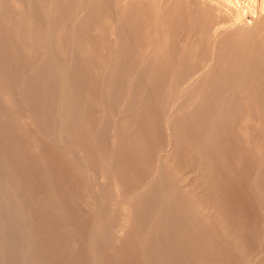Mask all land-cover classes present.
Masks as SVG:
<instances>
[{
    "label": "bare ground",
    "instance_id": "bare-ground-1",
    "mask_svg": "<svg viewBox=\"0 0 264 264\" xmlns=\"http://www.w3.org/2000/svg\"><path fill=\"white\" fill-rule=\"evenodd\" d=\"M20 1L0 0V264H264V0ZM248 161L258 204L230 208Z\"/></svg>",
    "mask_w": 264,
    "mask_h": 264
},
{
    "label": "rangeland",
    "instance_id": "rangeland-1",
    "mask_svg": "<svg viewBox=\"0 0 264 264\" xmlns=\"http://www.w3.org/2000/svg\"><path fill=\"white\" fill-rule=\"evenodd\" d=\"M30 1H31V2H30ZM41 1L44 2V3L41 4ZM41 1L38 0V1H37L38 3H37L36 5H33V6H37V7L39 6L38 9L40 8L41 11H42V13H44V11L46 10V7H47V6H46L47 3H46V0H41ZM65 1H66V0H65ZM67 1H68V0H67ZM67 1H66V2H67ZM73 1H74V2L76 1V3H78V6H77V7H79V6H83V4H82L83 1H82V2H81V0H78V1H77V0H73ZM79 1L81 2V5H79V3H80ZM84 1H85V3H87L86 0H84ZM87 1H88V0H87ZM17 2H20V3H21L22 1H20V0L18 1V0H17ZM24 2H26V0H25ZM27 2H28V3H29V2H30V3H33V2L36 3V0H35V1H34V0H29V1L27 0ZM27 2H26V5H25V6H27V8H25V9H28V10H29V9H30L31 7H33V6H32V4H30V3L27 5ZM47 2H48V6H49V0H48ZM70 2H71V0H70ZM20 3H19V4H20ZM22 3H23V2H22ZM39 3H40V4H39ZM68 3H69V2H68ZM71 3H73V2H71ZM71 3H70V5L66 3V4H67V5L65 4L66 7L69 5L71 8H73L72 5H75V4H71ZM17 4H18V3H17ZM119 4H120V3H119ZM121 4H122V3H121ZM121 4H120V8H122L121 6H123L124 3H123L122 5H121ZM22 5L24 6V4H22ZM29 5H30L31 7H30ZM40 5H41V6H40ZM42 5H43V8H44V6H45L44 9H42ZM76 5H77V4H76ZM76 5L74 6L75 8H73L75 12H73V11H72L73 9L71 10V8L68 6V8H69V9L71 10V12H72V16H75V13L77 12L76 10H77L78 8L76 7ZM20 6H21V4H20ZM25 6H24V7H25ZM28 6H29V8H28ZM37 7H34V8H36V10H33L34 8H31L30 11H32V13H33V11H34V13H37V12H36V11H37ZM117 7L119 8V6H117ZM21 8H22L21 11H23V10H24V12L26 11L25 9H23L22 6H21ZM47 8H48V7H47ZM68 8H66V9H68ZM76 8H77V9H76ZM69 9H68V10H69ZM68 10H67V12H70V10H69V11H68ZM38 11H39V10H38ZM41 11H40V12H41ZM46 11H47V10H46ZM46 11H45V13H44L43 15H45V14L47 13ZM40 12H38L39 15H37V17H36L35 14H33V15H34V19H36V18H41V19H39V20H37V21H43V17H44V16H43V17H42V16L40 17V15H41ZM71 12H70V13H71ZM73 13H74V15H73ZM118 13H120V12H118ZM68 14H69V13H68ZM70 15H71V14H70ZM116 15H118V14H116ZM38 16H39V17H38ZM69 18L71 19V17H69ZM72 18H73V17H72ZM34 19H33V20H34ZM71 20H72V19H71ZM71 20H70V21H71ZM35 21H36V20H34L33 22H35ZM37 21H36V22H37ZM36 22H35V23H36ZM43 22H44V21H43ZM43 22H42V24H43ZM40 23H41V22H40ZM40 23L37 22V24H39V25H40ZM39 25H38L37 30L41 27V26L39 27ZM36 26H37V25H36ZM96 48H97V47H96ZM34 50H35V47H34ZM97 51H98V48H97ZM107 52H108V50H107ZM98 53H99V51H98ZM108 53L110 54V52H108ZM108 53H107V54H108ZM100 54H101V53H100ZM102 54H103V53H102ZM102 54L100 55V56H102L101 58H103V57L106 58L107 56H109L108 59L111 58V54H110V55H107V54H105V53H104V55H102ZM105 55H106V56H105ZM170 55H171V54H170ZM171 56L173 57V59L176 58V57L174 58V55H171ZM40 57H42V56H40ZM40 57H38V58H40ZM167 57H168V56H167ZM172 57H170V58H172ZM27 58H29V57L27 56ZM29 59H32V58H29ZM29 59H27V60L29 61ZM35 59H36V57L33 58L34 61H35ZM106 59H107V58H106ZM108 59H107V60H108ZM173 59H172V61H171V60L168 58V60H170V61L172 62L171 64H174V66H175V65H176V62H177V60H176L177 58L175 59L176 62L173 61ZM25 60H26V59H25ZM25 60H24V61H25ZM33 60H31V61H29V62L31 63ZM103 60H105V59L103 58L102 61H103ZM168 60H167L166 65H168V63H169L170 66H169V65H168V66H169L170 69H171V67H172L173 65L171 66L170 61H168ZM34 61H33L32 63H34ZM36 61H37V59H36ZM97 61H98V59H97ZM102 61H101V63H102ZM108 61H109V60H108ZM25 62H26V63H25V65L23 64V66H26L27 63H28L27 61H25ZM37 62H38V61H37ZM106 62H107V61H106ZM145 62H146V60H145L144 62H141V63L146 64L147 62H146V63H145ZM30 63H29V64H30ZM103 63H105V62H103ZM40 64H42V63H40ZM31 65H32V64H31ZM31 65H30V66H31ZM100 65H101V64H100ZM102 65H103V64H102ZM30 66L27 65V66H26V67H27L26 69H28ZM32 66L35 67V64L32 65ZM59 66H60V65H59ZM174 66H173L172 68H174ZM195 66H196V65H194L192 68H195ZM166 67H167V66H166ZM23 69H24V71H25V67H24ZM23 69H22V70H23ZM29 69H31V68H29ZM29 69H28V71L31 72V70H29ZM168 69H169V68H168ZM195 69H197V67H196ZM164 70H166L165 67H164ZM173 70H174V69H173ZM173 70H172V72H171V70H168V72H169V71L171 72V77L173 78L172 81H175L174 79H176L177 77H179V79H180V78L182 79V76H183V75L180 74V75H181V77H180V75L177 74L179 71L176 72V74L173 75V74H172V73H173ZM28 71L26 70V72H28ZM194 71H196V70H194ZM22 72H23V71H22ZM29 72H28V73H29ZM164 72H167V70L164 71ZM168 72H167V73H168ZM170 72L168 73L169 75H170ZM24 73H25V72H24ZM167 73H164L165 77H166V76H169ZM179 73H182V72H179ZM182 74H184V73H182ZM27 75H28V74H27ZM27 75H26V74L24 75V74L22 73V76L27 77ZM29 75H30V74H29ZM29 75H28V76H29ZM175 75H176V78H175ZM168 78H170V76L167 77L166 79H168ZM166 79H165V80H166ZM181 79H180V80L177 79V80L179 81V83H180V88H182V87L184 86V85L181 86V85H182V82H183V84H185V83H186L185 81L187 80V79H186L185 81H182ZM184 79H185V76H184ZM184 79H183V80H184ZM165 80H163L164 82H163L162 80H160V83H158V84H161L162 86L166 87L165 84H164V85L162 84V83H165V82H166ZM161 81H162V82H161ZM170 81H171V80H169L170 85H167V87H166L167 89H164V88H163V91H162V92L165 93V90H166V92L168 93V95H171V93H172L173 91H175V89L179 88V86H176V85H179L177 82L174 83V82L171 81L172 83H174V84H172ZM181 81H182V82H181ZM166 83H168V82H166ZM161 85H159V86L161 87ZM168 86H170V88H169ZM175 86H176V88H175ZM161 88H162V87H161ZM161 88H160V89H161ZM120 89H122V88H120ZM120 89H119V90L116 89V90L118 91V93H119V91L121 92L122 90L125 91L124 89H122V90H120ZM168 89H169V91H168ZM161 90H162V89H161ZM161 90H160V91H161ZM178 90H179V89H177V91H178ZM94 91H97V89H95ZM114 91H115V90H114ZM158 91H159V90H158ZM160 91H159V92H160ZM177 91H176V92H177ZM115 92H116V91H115ZM115 92H114V93H115ZM125 92H126V91H125ZM169 92H170V94H169ZM176 92H173L174 94H172L171 97H172L173 95H174V96L178 95L179 92H177V94H175ZM93 93H95V92H92V97H93V99H94V97H95L94 100H96L98 95H97V96H95V95H96L98 92H97L96 94H93ZM118 93H115L116 96L118 95ZM121 93H124V92H121ZM121 93H119V96L122 95V97H123V94H121ZM167 93H166V94H167ZM168 95H167V96H168ZM113 98L116 99V100L113 99V100L115 101V102H113V103H116V102H117V99H119V98H115V97H113ZM123 98H124V97H123ZM123 98H122V99H123ZM97 100H98V99H97ZM120 100H121V98H120ZM120 100H118V103H119ZM113 103H111V104H112L113 106L115 105V106L113 107L114 110H115V107H117L116 105H118V103H116V104H113ZM111 104L109 105V103H108V107H106L107 104L105 105V103H104V105L102 104V107L105 106V109H106V108H107V109H108V108L110 109V108L112 107ZM50 106H51V105H50ZM98 106H99V105H97L96 107H98ZM110 106H111V107H110ZM53 107L55 108V105H54V106L52 105V108H53ZM89 107H90V108L92 107L94 112L97 111V110L95 111V109H94L93 106H89ZM100 107H101V105H100ZM100 107H98L99 110L97 111V113H99V114L102 113V114H103V116L101 115V119H102V120H104V119L106 118L105 120L109 121V119H107L108 117H106V115H107V114L109 115V113H107V112H106L107 110H105V109H102L103 112H105V113L100 112V109H101ZM92 108H91V109H92ZM96 109H97V108H96ZM109 109H108V111H109ZM111 109H112V108H111ZM102 110H101V111H102ZM117 110H118V109H117ZM110 111H111L112 115H111V113H110L109 118H110V116H111V119H112V116H113V113H114V112H112L113 110H110ZM110 111H109V112H110ZM94 112H90V113H92V114H94V115H97V113L95 114ZM115 112H116V111H115ZM114 114H115V113H114ZM98 116H99V115H98ZM89 117H90V119H89ZM89 117L87 118V120H88V119L91 120V121H89V124L93 121V124L95 125V124L99 123L100 121H102V120H99V122H98V120H97L98 118H96L97 116H96V117L93 116V118H95V119L91 118V117H92L91 114H89ZM99 119H100V118H99ZM259 119H260V118H259ZM95 120H96V121H95ZM261 120H262V117H261ZM261 120H260V121H261ZM85 121H86V120H85ZM94 121L97 122V123H94ZM107 121H106V122H107ZM111 121H112V120H111ZM111 121H109L110 124L112 123ZM86 122H87V121H86ZM257 122H258V121H257ZM103 123H104V125H105V122H103ZM259 123H261V124L264 125L263 122H259ZM259 123H258V124H259ZM85 124L87 125L88 123H85ZM89 124H88V126L91 127L92 123H91V125H89ZM101 124H102V123L100 122V123L97 124V125H101ZM108 124H109V123H108ZM108 124H106V125H108ZM110 124H109V125H110ZM112 124H113V123H112ZM112 124H111V125H112ZM251 124L254 125V126H255V125L257 126V123H255V124L251 123ZM251 124H250V125H251ZM94 125H92V126H94ZM106 125H105V126H106ZM111 125H110V126H111ZM263 125H262V126H263ZM102 126H103V124H102ZM262 126L258 125L257 128L251 129V130H253V132H254V136L257 135V134H259L258 132H260V131L262 132V129H263ZM260 127H261V128H260ZM105 128H106V127H105ZM258 128H259V129H258ZM255 129L258 130V131H256ZM103 130H104V129H103ZM107 130H108V127L106 128L105 133H107ZM263 130H264V129H263ZM108 131H109V130H108ZM253 132H252V133H253ZM261 132H260V133H261ZM256 133H257V134H256ZM104 135H105V134H104ZM104 135H103V136H104ZM259 135H261V134H259ZM262 136H264V133H263V132H262ZM256 137H257V136H256ZM101 138H103V137H101ZM101 138H100V139H101ZM104 138H106V139L108 140V138H107L106 135H105ZM104 138H103V142H104V140H105ZM162 138H163V137H162ZM163 139H165V138H163ZM163 139H162V140H163ZM263 141H264V137H263ZM104 143H105V142H104ZM104 152H105V151H104ZM102 154H103V156L106 155V154L103 153V152H102ZM102 154H101V155H102ZM245 160H246V159H245ZM252 162H253V161H252ZM252 162L250 161V163H249V161H248L247 163H245V164L247 165V166H246L247 169L245 168V170H244L243 167H242V168H241L242 170L240 169V171H242V172H240V171H239V168H237V172L234 173V175L237 174V173H240V174L242 173L241 175L238 174V175H240V176H243V174L245 173V174H246V179H245V177H243V182H241L242 179H240V177H239V180H238V178H236L237 180H235V176H236V175H235V176L233 175V176H234V178H233V176H232L233 181L235 180V181H237V183L234 181L235 183H232V182H231V183L228 184V185H230L229 187L231 188V190L234 189V190L237 192V193L235 194V193H233V192H235V191L230 192V190H229V195L231 194V196L229 197V195L227 194V195H228V196H227V199L229 198L227 205L229 204V207H230V208H231V207H232V208H233V207H238V206L241 207V205H238V203H239V204H243V205H242V208H243V209H244L245 206H248V205H250L251 203H256V204H258V201L255 202L256 200H254V202H252L254 198L251 199L250 202H249V199L251 198V194L253 193V192H251V190L254 191V190H253V187H251V184H250V183H251V181H250L251 178H250V175H249V174H252L251 171H253V167H252L253 164H252ZM248 164H249L250 166H249ZM251 164H252V166H251ZM248 166H249V167H252V170H251V168L249 169ZM247 170H248V173L246 172ZM250 170H251V171H250ZM238 171H239V172H238ZM247 174H248V176H247ZM249 178H250V179H249ZM100 179H101V178H99V183H100V181H101ZM247 179H248L249 181H248ZM102 180H103V179H102ZM231 180H232V179H231ZM244 180H245V181H244ZM103 181H104V180H103ZM103 181H101V182H103ZM244 182H245L246 185L244 184ZM248 182H249V183H248ZM102 184H103V183H102ZM231 184H232V185H231ZM233 184H234L235 186H234ZM236 184H237L238 186H237ZM241 184H243V185H241ZM247 184H250V186L248 187ZM103 185H104V184H103ZM244 185H245V186H244ZM101 186H102V185H100V187H101ZM105 186H106V185H105ZM232 186H233V187H232ZM239 186H240V187H239ZM243 186L246 187V188H244ZM103 187H104V186H103ZM235 187H236V188H235ZM242 187L245 189V191H244V189H242ZM247 187H248V188H247ZM101 188H102V187H101ZM104 188H105V187H104ZM240 188H241V189H240ZM236 189H237V190L239 189V191H237ZM240 191H241V192H240ZM242 191H243V194H246V195H243V194H242V196H241L240 193H242ZM244 192H245V193H244ZM246 192H247V193H246ZM249 193H250V194H249ZM234 194H235V197H234ZM237 194L239 195L240 198L238 197ZM247 195L249 196V198H247V197H248ZM232 196H233V198H232ZM224 197L226 198V194L224 195ZM230 198L232 199L234 205H236V206H234L233 203H231L232 201L229 202V201L231 200ZM239 199H240V200H239ZM241 199L244 201V203H243V202H239V201H242ZM244 199H245V200H244ZM246 199H248V201H246ZM234 200H236L237 203H236V201H234ZM226 201H227V200H226ZM244 204H245V205H244ZM246 204H247V205H246ZM254 205H255V204H253V206H254ZM243 206H244V207H243ZM257 206H258V205H256V207H257ZM251 207H252V205H251ZM254 208H255V206H254ZM254 208L252 207L253 210H258V211L256 212L257 216H256V214H255V220H257L258 214H260L261 212H259V211H260L259 209H254ZM257 208H258V207H257ZM253 214H254V212H253ZM260 215H261V214H260ZM260 215H259V218H261V219L258 218V220H257V221L259 222L258 227L260 226V223L262 224L261 221H262L263 214L261 215L262 217H261ZM260 220H261V221H260ZM263 221H264V220H263ZM260 227H261V226H260ZM254 251H256V250H254ZM263 251H264V249H263ZM257 252H258V251H257ZM257 252H256V253H257ZM257 254H258V253H257ZM253 255H254V256H253ZM253 255H251V257L253 256L252 258L254 259V257L256 256V254H253ZM251 257H250V258H251ZM252 258H251V259H248V260H253Z\"/></svg>",
    "mask_w": 264,
    "mask_h": 264
}]
</instances>
